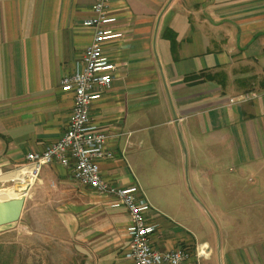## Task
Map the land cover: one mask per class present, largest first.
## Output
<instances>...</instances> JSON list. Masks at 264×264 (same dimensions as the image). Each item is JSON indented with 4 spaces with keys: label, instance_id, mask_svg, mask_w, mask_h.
I'll list each match as a JSON object with an SVG mask.
<instances>
[{
    "label": "crops",
    "instance_id": "0c3cea01",
    "mask_svg": "<svg viewBox=\"0 0 264 264\" xmlns=\"http://www.w3.org/2000/svg\"><path fill=\"white\" fill-rule=\"evenodd\" d=\"M91 2L0 0V173L25 164L27 153L42 151L64 131L72 96L60 82L92 41L93 28L83 26L93 18ZM108 9L115 21L107 27L120 37L102 46L116 71L89 113L100 129L121 135L109 144L116 159L99 163L101 176L122 187L137 182L125 158L127 144L147 117L159 115L175 126L187 159L196 158L214 174L208 186L228 190L219 204L232 206L227 211L233 218H219L233 219L235 245L218 247L217 264H264V0H108ZM243 94L250 99L230 102ZM190 166L196 180V164ZM40 173L57 185L73 182L60 165ZM244 174L254 179L244 181ZM6 181L17 182L0 180ZM72 205L74 226L79 217L88 223L76 244L84 264H129L128 213L111 209V230L98 240L96 210L86 199ZM61 216L70 223L60 208V223ZM153 222L156 250L209 249L188 264L214 254L206 242L171 234L158 216Z\"/></svg>",
    "mask_w": 264,
    "mask_h": 264
},
{
    "label": "rangeland",
    "instance_id": "374dc122",
    "mask_svg": "<svg viewBox=\"0 0 264 264\" xmlns=\"http://www.w3.org/2000/svg\"><path fill=\"white\" fill-rule=\"evenodd\" d=\"M165 122L156 114L147 117L142 130L131 137L132 145L128 142L130 147L125 158L137 182L127 187H137L143 192L151 207L152 221L158 216L160 222L169 224L171 234L209 245L214 254L209 260L200 259L199 264H217L218 247L227 245L232 249L235 245L233 219L226 220L224 217L223 221L219 218L223 213L233 218V212L227 211L232 206L219 204L228 190L219 189L217 183H213V188L208 186V177L212 180L214 174L209 175L207 167L196 158L189 156L187 159L184 141H180L175 126ZM117 138L111 142L115 143ZM123 154L124 151L120 156ZM116 156L113 152V159ZM191 163L196 164V180L190 173ZM20 166L3 170L0 175L18 170ZM52 173L59 183L58 172L53 169ZM244 175V181L254 179L250 174ZM41 178L39 172L28 193L23 196L24 206L19 220L0 227V264H84L85 254L76 251V244L79 233L87 229L88 223L79 217L74 226L72 204L79 205L80 200L84 202L86 199L87 207H90L88 202L93 206L97 213L94 232L101 240L111 230L110 215L115 212L109 207L111 201L75 182L66 181L57 185L50 178L44 181ZM13 186L15 182L12 181L0 182L2 194L7 196H12L9 187ZM60 208L61 214L68 212L70 223L62 216L59 222Z\"/></svg>",
    "mask_w": 264,
    "mask_h": 264
},
{
    "label": "built area",
    "instance_id": "2783aa9c",
    "mask_svg": "<svg viewBox=\"0 0 264 264\" xmlns=\"http://www.w3.org/2000/svg\"><path fill=\"white\" fill-rule=\"evenodd\" d=\"M108 10V0H92L90 11L93 18L83 22V26L94 30L92 41L84 49L73 73L60 82V90L72 96L66 129L42 151L27 153L25 164L20 169L25 170L26 180L32 178L31 187L43 166L60 165L68 170L71 180L77 185L109 196L112 199L110 209H124L130 219L126 229L127 251L124 254L129 264H188L191 258L197 263L200 257L209 255V249L204 244L196 246L193 253L185 247L156 250L153 236L157 224L148 220L151 207L143 192L137 187L118 186L100 174L99 163L113 160V152L109 148L111 140L121 135L111 128L100 129L89 113L90 104L110 89L116 71L114 64L104 55L102 46L105 41L120 37L107 27L115 21ZM250 97L243 94L230 102H243Z\"/></svg>",
    "mask_w": 264,
    "mask_h": 264
},
{
    "label": "bare ground",
    "instance_id": "6f19581e",
    "mask_svg": "<svg viewBox=\"0 0 264 264\" xmlns=\"http://www.w3.org/2000/svg\"><path fill=\"white\" fill-rule=\"evenodd\" d=\"M25 173H26L25 170L21 168V169L15 170L14 172H10L0 177V180H16L17 181L15 183V186H13L12 188V196L0 194V201L23 198V196L26 194L27 190L29 189V184L32 182V178L31 180L25 179V175H24Z\"/></svg>",
    "mask_w": 264,
    "mask_h": 264
},
{
    "label": "water",
    "instance_id": "95a60500",
    "mask_svg": "<svg viewBox=\"0 0 264 264\" xmlns=\"http://www.w3.org/2000/svg\"><path fill=\"white\" fill-rule=\"evenodd\" d=\"M24 206V199L0 201V227L16 223Z\"/></svg>",
    "mask_w": 264,
    "mask_h": 264
},
{
    "label": "trees",
    "instance_id": "16d2710c",
    "mask_svg": "<svg viewBox=\"0 0 264 264\" xmlns=\"http://www.w3.org/2000/svg\"><path fill=\"white\" fill-rule=\"evenodd\" d=\"M195 77V76H194Z\"/></svg>",
    "mask_w": 264,
    "mask_h": 264
}]
</instances>
